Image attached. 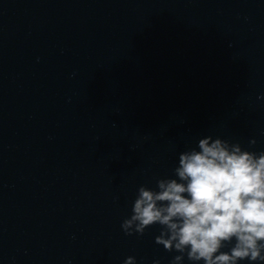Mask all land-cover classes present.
I'll return each mask as SVG.
<instances>
[{
  "label": "water",
  "instance_id": "95a60500",
  "mask_svg": "<svg viewBox=\"0 0 264 264\" xmlns=\"http://www.w3.org/2000/svg\"><path fill=\"white\" fill-rule=\"evenodd\" d=\"M208 136L264 151V0H0V264H173L121 224Z\"/></svg>",
  "mask_w": 264,
  "mask_h": 264
},
{
  "label": "clouds",
  "instance_id": "9594fccd",
  "mask_svg": "<svg viewBox=\"0 0 264 264\" xmlns=\"http://www.w3.org/2000/svg\"><path fill=\"white\" fill-rule=\"evenodd\" d=\"M174 175L139 187L126 235L159 224L155 243L179 253L173 264H264V151L208 136L179 155Z\"/></svg>",
  "mask_w": 264,
  "mask_h": 264
}]
</instances>
